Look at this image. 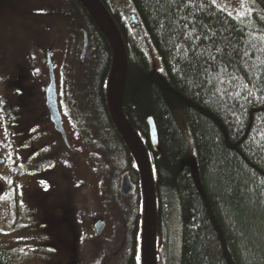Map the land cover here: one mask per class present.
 I'll use <instances>...</instances> for the list:
<instances>
[{"label":"trees","instance_id":"trees-1","mask_svg":"<svg viewBox=\"0 0 264 264\" xmlns=\"http://www.w3.org/2000/svg\"><path fill=\"white\" fill-rule=\"evenodd\" d=\"M125 1L131 5L133 20L128 21L115 0H100L126 51L122 110L152 167L157 264H264V0H247L252 7L248 22L210 0ZM72 2L88 28L84 63L91 69L84 76L88 77L92 111L88 109L84 117L83 99L73 103L74 110L89 127L96 120L103 122L104 135L114 151L112 166L97 163V169L89 172L86 159L83 168L87 185L96 177L107 180L108 194H112L122 171H128L136 183L137 171L106 108L110 48L81 4ZM70 18L77 20L75 15ZM137 27L157 56H153L156 65L135 37ZM79 28L74 25L81 41L84 28ZM43 29L37 42L45 50L54 35L47 33L49 28ZM5 107L1 101L0 109ZM149 118L157 130L155 147L149 140ZM88 126L89 141L92 130ZM87 148L94 151L91 145ZM188 158L193 167L186 162ZM127 209L115 225L132 224L135 233L140 223ZM172 213L178 222L176 252L171 241ZM7 246L0 243V264H14ZM97 249L90 247L89 252L99 257ZM87 264H92L90 257ZM121 264H140L139 253L137 257L133 250L124 254Z\"/></svg>","mask_w":264,"mask_h":264},{"label":"flooded vegetation","instance_id":"flooded-vegetation-1","mask_svg":"<svg viewBox=\"0 0 264 264\" xmlns=\"http://www.w3.org/2000/svg\"><path fill=\"white\" fill-rule=\"evenodd\" d=\"M63 1L65 4H68V6L66 5L68 7V17L70 18V15H75L78 19V12L74 8L72 0ZM39 13L27 15L26 18L32 19L33 22H37V20L42 21L44 16ZM131 19L133 20L134 16H131ZM79 20L81 23L75 20L76 23L74 25L77 24V28L79 25L80 28H84V31L81 33V41L78 36L77 39L73 38L70 45L66 47L64 59L62 60L64 64L61 67V73H58L59 80L53 67L57 108L61 117L65 139H63L62 135L51 122L46 108V93L49 85L48 61L46 63L45 81H38L36 77L37 68L35 65L38 62L36 53L38 52L39 42L35 41L32 43L26 37L18 38L15 36H12L10 41V36L8 37L7 35L2 44H0V102L6 103L4 110L0 109V115L8 126V130L4 133L5 136L3 137L6 138L8 151L11 153L12 158L8 160L9 156H7L6 162L8 160L11 167L17 169L18 176L14 180L26 177L37 178V180L48 184L50 194L53 193L54 196H60L57 203H49L52 214L50 235L52 240L51 247L53 248L50 261L55 264H87L90 257L92 264L96 262V264H104L108 257L106 255V258L103 257L105 259H102L103 250L108 243L114 241L113 237L116 228H118L119 231L117 232H121L123 245L120 246L119 251H115L113 255L115 259L110 257L108 262L113 259L110 264H121L124 254L129 255L131 250L135 252L136 257L138 253L140 256L141 219H139V215H142L140 181L137 169V183L135 180H132L128 171L123 172L121 170V174L115 179L117 180L115 182L117 183L115 186L116 193L111 194L114 198L112 203L108 199L111 196H106L104 192V185L100 178H94L90 185H87V172L83 168L87 160L85 155L82 154V149L79 150L80 144L78 141L80 140L81 142L79 135H83L85 141L87 140L88 123L82 124L81 121L84 118L78 119L76 116L77 109H74L77 107L73 106L72 103L75 97L74 89L71 86L68 87V75L65 76L69 69V65L67 64L69 56L74 53V50H77V56L81 60L85 39L87 42L86 52L88 49V28L82 19L79 18ZM26 39L27 43L25 42ZM74 41L78 43V47L76 46V48L73 45ZM69 95L72 97L69 98ZM72 124L74 130L72 129ZM2 153V149L0 148V156ZM7 155H9L8 152ZM16 156L17 159L15 158ZM57 158L58 162H56ZM3 163L5 164V160L0 157V164ZM32 172L35 173L31 174ZM124 182L129 183V187L134 189L132 193L127 195L120 193ZM2 189L3 186L0 185V191ZM12 196L15 202V212H21L23 209V211H33L36 213V209L39 211L45 209V206L40 202L39 196L48 195L39 192L36 188H30L22 194L21 192H17ZM103 196H105L103 199L104 203L105 199H108L107 205L109 208L114 210L115 207L118 208L117 215L121 211L120 205L122 203L125 204L123 210H128L127 208L130 207L132 216L136 217V220L140 223V229H136L138 228L136 227L137 222H135V233L133 231L134 225L132 224L113 225L116 228L114 233L111 234L112 238L110 240L109 237L105 238V217L110 212L108 209L107 213H105L99 207ZM34 218H36V215L30 218V223ZM25 221L27 220H24L22 217L18 218L17 223L24 226ZM99 221L105 224V228L100 235H97L94 226ZM29 227L31 226L29 225ZM28 230L33 231L32 228H28L24 232L28 234ZM100 246L102 247L98 250L97 247ZM90 247H95L100 256L97 257L95 252H89ZM61 249L64 251H61ZM62 253H64V258L63 262H60V255Z\"/></svg>","mask_w":264,"mask_h":264},{"label":"rangeland","instance_id":"rangeland-1","mask_svg":"<svg viewBox=\"0 0 264 264\" xmlns=\"http://www.w3.org/2000/svg\"><path fill=\"white\" fill-rule=\"evenodd\" d=\"M210 2L213 3V0H210ZM115 3L129 21L131 17L130 14H132L131 5L128 4L125 0H115ZM213 4L228 12L238 20H241L243 22H248L250 20L252 7L247 0H215V3ZM66 5L68 6V4H65L63 0H0V44H2L7 35L8 37L11 35L18 38L26 37L32 43H34L35 41H40V32L44 31L43 27L46 28V31L49 28L47 33L54 35V39L52 37L50 38L52 40V43L47 42L46 49L43 50L39 47V50L36 53L38 62L35 66L37 68L36 77L38 78V81L40 80L44 82L46 79V63L48 59L51 60V63L55 68V72L57 73V79L59 80L58 73H61L60 70L64 64L62 60L64 59L66 47L70 45L73 38H78L77 31L74 29V25L72 23H76V21H78L79 23L81 22L79 18L75 21L72 20L73 17H68L69 13L67 10L68 7ZM39 12L44 16L42 21L37 20V22H33L32 19L26 18L27 15H33ZM241 13L243 15H241ZM134 34L135 37L141 42V44L144 45L143 47L146 49V51L150 55V58L155 62L156 65L157 56H155L150 50V47L147 46L146 38L139 27H137V30ZM73 45L75 48L76 46L78 47L77 41H74ZM153 56H155L156 59ZM89 59V61H91V58ZM68 60L70 63L68 69L69 72H67L65 76L68 75L69 86L78 91L73 98L72 103L79 102L83 99L81 103H84V107H82L80 111L82 113L85 112L84 117H88L86 112L88 111V109L91 110L89 106L90 99L88 95V91L90 90V88L89 85L87 86L86 82V79H88V77L84 75H87L91 68L85 65V57L83 62H81V60L77 56V50H74V53L69 56ZM79 81H81L80 88L78 83ZM82 86L86 87L83 88ZM68 97L70 98L72 96L69 95ZM85 124L87 123L85 122ZM72 129L74 130L73 124ZM88 129L92 130L89 141H85L84 136L79 135L81 142L79 140L78 143L80 144L79 150L82 149V154L85 155L86 159H88L89 172L94 167L95 169H97V163L98 166H112L114 162L112 160L114 151H112L111 140L108 136L104 135L105 129L103 122H100V120H96V122H94L91 127L88 126ZM7 130V123L0 115V148L3 152L0 157L5 160V164H0V185L3 186L2 191H0V243L3 246H7L8 244L12 243L7 247L12 256V261L14 264H55L50 261V259L52 258L53 248L51 247L52 240L50 235L52 227V214L49 203H57L60 196H54L53 193L50 194L48 184L44 181L37 180V178L32 177V179L26 177L27 179L20 178L19 180H14L18 176L17 169L11 167L10 163L8 162V160L12 158L11 153L8 151L6 138L3 137L5 136L4 133H6ZM186 136L187 135H185V137ZM89 145L94 148V151L87 148ZM7 152L9 153V155H7ZM190 152H192L193 154V149L191 147ZM7 156H9V159L7 160L8 163L6 162ZM15 158L17 159V156ZM58 158L56 159V162H58ZM62 160L65 161L64 159ZM186 162L191 167L194 166L192 158H188ZM113 168H115V166H113ZM34 173L35 172H32L31 174ZM102 184L104 185V192H107L105 194H107V196H111L110 198L108 197V199L112 203L114 201V198L112 197L113 195L108 194L110 193V183L107 180H103ZM30 188H36V190H38L39 192H43V194L48 195L39 196L40 202L45 206V209H41L40 211L36 209V213L33 211H23V209L21 212H15V202L12 195L17 192H21L22 194ZM104 198L105 196L102 197V201L99 207L105 213H107L109 209L110 214L107 215L108 217H105L106 228L104 237H109L110 240L112 238L111 234L114 233V230L116 228H114L115 223L118 222L119 219V216L117 215L118 208L115 207L114 210L109 208L108 205H106V207L103 202ZM124 205L125 204L123 203L120 205L121 211L119 212V215L122 214ZM34 215H36V218H34L30 223V218ZM22 217L24 218V220H27L24 222V226H22L20 223H17L18 218ZM29 225L31 227H29ZM170 227L172 231V248L176 252L178 222L175 213H172ZM28 228L33 229V231L28 230L29 235L24 232V230L27 231ZM117 231H119L118 228H116L113 237L114 241L111 240L112 242L108 243L103 250V256L105 257L107 255L106 257H108V259L110 257H113V259H115V257L113 256L115 251H119L120 246L123 245L121 232ZM61 251L64 250L61 249ZM64 253L60 255V262H63ZM108 259L104 264H110V262L113 261L112 259L108 262Z\"/></svg>","mask_w":264,"mask_h":264},{"label":"water","instance_id":"water-1","mask_svg":"<svg viewBox=\"0 0 264 264\" xmlns=\"http://www.w3.org/2000/svg\"><path fill=\"white\" fill-rule=\"evenodd\" d=\"M86 11L99 32L105 38L111 51V66L106 82V108L110 120L120 136L138 171L142 194V220L140 231V264H157V208L154 190V178L150 159L141 139L127 121L122 102L127 78V56L121 34L100 0H77ZM87 42L84 40L81 60L86 52ZM49 85L46 93V108L51 122L62 135L61 117L57 108V95L53 66L48 59ZM149 140L152 146H157L158 136L154 121L147 120ZM134 189L124 182L120 193L127 195ZM97 235H100L105 224L99 221L95 224Z\"/></svg>","mask_w":264,"mask_h":264},{"label":"snow or ice","instance_id":"snow-or-ice-1","mask_svg":"<svg viewBox=\"0 0 264 264\" xmlns=\"http://www.w3.org/2000/svg\"><path fill=\"white\" fill-rule=\"evenodd\" d=\"M213 3H215V0H213ZM241 15H243L242 13H241ZM217 51H220L219 49H217ZM43 183V182H42ZM137 259H139V257L137 258Z\"/></svg>","mask_w":264,"mask_h":264},{"label":"bare ground","instance_id":"bare-ground-1","mask_svg":"<svg viewBox=\"0 0 264 264\" xmlns=\"http://www.w3.org/2000/svg\"><path fill=\"white\" fill-rule=\"evenodd\" d=\"M127 72H128V66H127ZM123 109V108H122ZM153 120V119H152ZM157 131V130H156Z\"/></svg>","mask_w":264,"mask_h":264}]
</instances>
